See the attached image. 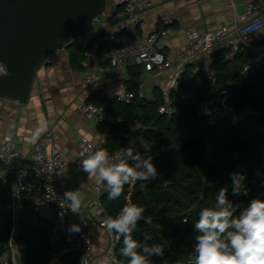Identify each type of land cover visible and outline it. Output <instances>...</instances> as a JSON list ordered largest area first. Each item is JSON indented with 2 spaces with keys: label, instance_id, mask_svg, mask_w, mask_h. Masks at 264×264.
Masks as SVG:
<instances>
[{
  "label": "trees",
  "instance_id": "trees-1",
  "mask_svg": "<svg viewBox=\"0 0 264 264\" xmlns=\"http://www.w3.org/2000/svg\"><path fill=\"white\" fill-rule=\"evenodd\" d=\"M98 39L99 35L90 38L87 48L75 41L66 45L70 47L72 63L83 60L85 50ZM111 48V44L100 42L99 50L104 54ZM226 54L227 50L213 53L210 66L217 85L229 91L228 103L236 110L249 111L245 121L236 124L227 119H217L213 124L206 122L204 111L212 107L214 95L209 92L204 74L200 71L192 74L191 66L184 67L177 82L178 93L171 91L168 95L172 109L169 116L158 113L165 102L159 91L150 101L137 96L143 67L132 61L127 68L130 78L126 83V91L134 94L130 103L117 97L105 98L100 91L89 98L104 114L119 119L118 123L101 124L113 139L107 150L109 154L121 147L120 134L127 132L136 112L142 113L145 127L137 136L152 142V151L158 152L153 158L158 171L156 179L125 185L115 200H109L105 190L102 195L105 213L113 219L129 202L145 209L133 237L142 243L144 236L149 235V245H164L163 256L150 258L153 264L192 262L197 234L194 222L202 209L215 206L220 188L226 187L227 199L240 205L234 218L253 199L264 200V58L261 65L254 67L250 66L251 52L245 48L231 59H226ZM233 172L245 176L246 196L233 194L230 178ZM9 193V185L0 190V257L11 231V216L4 210L10 200ZM16 221L17 264H49L54 256L58 258L54 264L78 263L80 253L63 252L61 235L50 225L42 224L30 205L23 204ZM122 247L123 237L119 236L115 244L117 264H127L120 254Z\"/></svg>",
  "mask_w": 264,
  "mask_h": 264
},
{
  "label": "built area",
  "instance_id": "built-area-1",
  "mask_svg": "<svg viewBox=\"0 0 264 264\" xmlns=\"http://www.w3.org/2000/svg\"><path fill=\"white\" fill-rule=\"evenodd\" d=\"M115 5H122L132 25L137 23L134 12L138 6L151 7L147 0H114ZM232 12L231 22L224 24L212 31L200 32L190 23H179L176 29L169 26L173 19L168 15L161 17L163 23L160 31L152 30L145 37H139L135 31H130L127 36L118 38L113 30H105L102 39L112 48L107 54L112 67L125 64L126 59L135 64L141 65L144 72L152 73L167 66L164 58L161 38L171 32H181L185 36V46L180 56L183 64L171 75L167 90L165 91V102L158 108V113L169 116L172 113L168 95L171 91L178 93L177 82L185 66H191L192 74L202 72L208 81L209 92L214 95L212 107L204 111L206 122L213 124L217 119H227L232 124L245 121L248 109L236 110L228 102L229 91L217 85V77L210 66V56L218 50H227L226 59H231L235 53L245 48L251 52L250 66L257 67L262 64L264 58V34L259 32H247L250 26L259 22L264 25V14L257 15V11L264 6V0L248 1L242 12L238 13L233 0L223 4ZM86 35V34H85ZM78 36L73 42H78L83 48L88 46V38ZM99 42L95 41L85 50L82 60L84 80L86 84L92 82V56L99 47ZM248 66V67H250ZM0 67L4 74L7 68L0 60ZM4 74H0L4 75ZM130 75L124 72L115 81V86L122 92L117 95L119 101L130 103L134 94L126 91V83ZM142 83L139 84L137 96L142 98ZM104 94L110 98L109 91L105 88ZM85 114H91L96 120L109 123H118L119 119L103 113L102 109L90 102H85L81 106ZM143 115L136 112L133 116L132 124L123 135V142L119 149L110 153V156L122 154L123 150L129 147L132 142L133 147L142 155H150L152 159L158 154L152 151V142L137 136V132L143 130ZM57 136L53 132L43 134L32 146L31 156H22L15 147L14 139L11 136L3 137L0 143V190L10 184V200L5 205L4 210L11 215V231L5 247V252L0 257V264H17L14 245L16 210L22 208L23 204L30 205L42 224L50 225L55 232L63 239V252H79L80 258L77 264H117L115 254V244L119 239V234L109 231L106 220L109 218L102 205V195L105 187L103 183L93 186V198L89 203L90 217H86L79 209V213H73L68 207V201L64 199V194L69 191L63 184L62 178L64 169L68 165L63 154L52 149L51 155L46 157L44 150L47 145L53 147ZM142 140L150 144V149L145 150ZM97 148L86 139L79 142L77 156L72 162L75 168H81V160L87 154L96 151ZM131 161V160H130ZM2 208L0 207V211ZM79 225V232H71L72 225ZM105 232V246L98 256L95 251L98 247V234ZM194 251L191 253L193 262ZM58 262L56 256L49 262Z\"/></svg>",
  "mask_w": 264,
  "mask_h": 264
},
{
  "label": "crops",
  "instance_id": "crops-1",
  "mask_svg": "<svg viewBox=\"0 0 264 264\" xmlns=\"http://www.w3.org/2000/svg\"><path fill=\"white\" fill-rule=\"evenodd\" d=\"M147 1L151 3V7L138 6L134 12L137 23L132 25L122 5H115L114 0H106L101 21L95 22L94 30L82 37L85 36L89 40L99 35L96 41L100 43L104 41L102 37L105 30L115 31L118 38L127 36L130 31H135L139 37H145L152 30L162 29L161 17L164 15L173 19V23L169 26L172 29H176L179 23H190L200 32L215 30L230 23L232 19L231 9L223 6L229 0ZM248 1L251 0H233L236 11L242 12ZM263 14L264 6H261L257 15ZM261 33L264 34V30ZM185 42V36L181 32H171L161 38L167 66L152 73L143 70L140 73L143 96L147 100H153L158 91L166 98L165 91L169 79L183 64L180 56ZM69 48L64 46L50 55L48 65L38 70L25 103H12L0 98V143L3 137L11 136L18 152L22 156L30 157L33 144L43 134L53 132L57 138L53 147L46 146L44 154L49 157L52 149L63 154L68 165L64 169L62 182L69 191L78 192L82 201L80 210L89 218L92 214V211L88 210L93 198L92 188L98 182L94 176L89 177L82 168H75L72 162L77 156L81 139L88 140L97 150H109L113 139L110 134L105 133V129L101 126L102 121L96 120L94 115L83 113L81 106L85 102H91L89 101L91 94L97 91L108 98L104 94L105 88L111 95L108 99L117 97L122 91L115 86V81L127 72L128 65L132 62L126 59L124 65L112 67L107 57L108 53L104 54L98 47L92 56V82L86 84L82 60L72 63ZM44 124H47V131L34 139L35 130ZM121 136L123 138V134H120V139ZM21 210L23 206L16 210L17 220ZM7 213L10 214L9 211ZM98 241L95 256H98L105 246L104 231L99 232Z\"/></svg>",
  "mask_w": 264,
  "mask_h": 264
},
{
  "label": "clouds",
  "instance_id": "clouds-1",
  "mask_svg": "<svg viewBox=\"0 0 264 264\" xmlns=\"http://www.w3.org/2000/svg\"><path fill=\"white\" fill-rule=\"evenodd\" d=\"M264 25L257 22L246 29L247 32H259ZM0 74H4L0 67ZM47 131V124L37 128L34 139ZM145 150L150 144L142 140ZM131 160L134 163L129 164ZM82 170L95 177L98 183L105 184L109 200L118 199L124 186L137 181L156 179L158 171L150 155L137 152L130 142L122 154L110 156L106 149L96 150L81 160ZM232 192L234 195H247L244 186L245 176L233 172ZM226 187L220 188L214 207H205L194 222L196 243L194 245L193 264H264V200L253 199L244 208L238 218L234 213L240 205H234L227 199ZM64 199L73 213H79L82 201L77 191H67ZM145 209L134 203H127L116 218L109 217L106 226L123 237L120 254L127 264H153L152 256H163L164 245L151 244V236L145 235L141 243L133 237L138 221L143 219ZM187 223V220H185ZM71 232H79V225H72Z\"/></svg>",
  "mask_w": 264,
  "mask_h": 264
},
{
  "label": "water",
  "instance_id": "water-1",
  "mask_svg": "<svg viewBox=\"0 0 264 264\" xmlns=\"http://www.w3.org/2000/svg\"><path fill=\"white\" fill-rule=\"evenodd\" d=\"M106 0H0V98L25 103L48 58L101 21ZM193 262H189L191 264Z\"/></svg>",
  "mask_w": 264,
  "mask_h": 264
}]
</instances>
